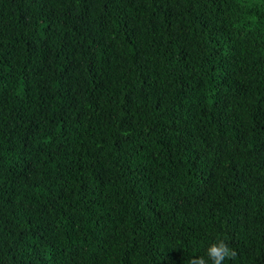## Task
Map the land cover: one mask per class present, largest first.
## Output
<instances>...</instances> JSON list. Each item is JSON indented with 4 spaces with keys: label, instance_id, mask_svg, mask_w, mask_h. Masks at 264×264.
<instances>
[{
    "label": "trees",
    "instance_id": "16d2710c",
    "mask_svg": "<svg viewBox=\"0 0 264 264\" xmlns=\"http://www.w3.org/2000/svg\"><path fill=\"white\" fill-rule=\"evenodd\" d=\"M220 238L264 264V0H0V264Z\"/></svg>",
    "mask_w": 264,
    "mask_h": 264
},
{
    "label": "clouds",
    "instance_id": "9594fccd",
    "mask_svg": "<svg viewBox=\"0 0 264 264\" xmlns=\"http://www.w3.org/2000/svg\"><path fill=\"white\" fill-rule=\"evenodd\" d=\"M236 256V250L230 245V242L224 238L218 239L216 243L211 244L207 249V259L204 257H193L189 264H225L226 261Z\"/></svg>",
    "mask_w": 264,
    "mask_h": 264
}]
</instances>
